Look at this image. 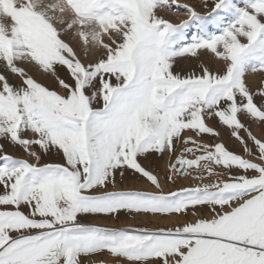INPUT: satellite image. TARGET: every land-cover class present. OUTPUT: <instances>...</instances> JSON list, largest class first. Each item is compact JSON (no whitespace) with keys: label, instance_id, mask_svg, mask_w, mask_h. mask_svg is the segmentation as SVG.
Segmentation results:
<instances>
[{"label":"snow or ice","instance_id":"1","mask_svg":"<svg viewBox=\"0 0 264 264\" xmlns=\"http://www.w3.org/2000/svg\"><path fill=\"white\" fill-rule=\"evenodd\" d=\"M250 73L264 0H0V264H264ZM165 156L163 177L142 162ZM122 215L143 226L91 222Z\"/></svg>","mask_w":264,"mask_h":264},{"label":"rangeland","instance_id":"2","mask_svg":"<svg viewBox=\"0 0 264 264\" xmlns=\"http://www.w3.org/2000/svg\"><path fill=\"white\" fill-rule=\"evenodd\" d=\"M196 2L197 0H177V3L179 5H183L185 3L194 4ZM160 14L163 15L165 18L169 19L173 23H179L181 20H184L187 18L183 9H179V10L174 9V11L164 10ZM201 59L204 60L206 63H208L209 67H211L213 70H215L218 67L217 63L211 60L210 57L202 56ZM198 63H199L198 61H195L192 59L178 58L174 66V71L184 74V73H187L193 70V68H196ZM30 74H32L36 79H38L42 83H50V81H48L44 76L38 73L35 69H31ZM60 74L62 77L65 75L63 71H61ZM247 81L250 87H252L253 89H258L259 87H261V81H264V75L260 73H255V74L250 73L247 76ZM219 130L222 132L223 136L227 139V131L223 128H220ZM252 131H253V134L257 135L258 137L264 135V133H262L261 130L256 128L255 126H253ZM227 142H228L227 146L231 150H235L237 153L241 152L239 145L234 140H229ZM5 147L10 154L18 156V157L21 155V152L18 149H11V148H8L7 146ZM43 162L60 163L61 158L55 154H51L49 156L44 157ZM142 162L145 164L146 167H155L158 171L159 176L161 177H163L167 171V164H168L167 156L163 158H155V159H151L150 161H142ZM131 179L132 178L129 174V180H126L125 184L126 185L129 184ZM189 183L190 181H183V184L185 186H187ZM179 186L181 185L178 183L177 187ZM136 187H147V185L144 182L140 181V182H137ZM91 222L102 223V224H105L106 226H112V227L143 226V224L141 223L139 219L126 218L123 215L120 217L119 221L102 220V221H91ZM165 226H167V224H165ZM101 259L107 260V256L104 254H101L99 256L94 257V260L97 262V264H99V261Z\"/></svg>","mask_w":264,"mask_h":264},{"label":"bare ground","instance_id":"3","mask_svg":"<svg viewBox=\"0 0 264 264\" xmlns=\"http://www.w3.org/2000/svg\"><path fill=\"white\" fill-rule=\"evenodd\" d=\"M227 143H228V142H227ZM165 224H167V222H166Z\"/></svg>","mask_w":264,"mask_h":264}]
</instances>
